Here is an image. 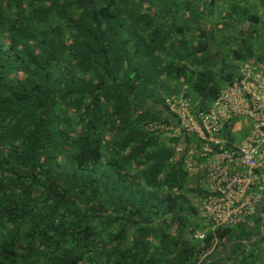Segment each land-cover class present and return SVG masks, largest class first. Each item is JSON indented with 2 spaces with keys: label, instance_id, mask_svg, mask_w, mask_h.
Instances as JSON below:
<instances>
[{
  "label": "trees",
  "instance_id": "obj_1",
  "mask_svg": "<svg viewBox=\"0 0 264 264\" xmlns=\"http://www.w3.org/2000/svg\"><path fill=\"white\" fill-rule=\"evenodd\" d=\"M262 8L0 0V264H264V208L211 229L176 138L150 128L166 99L202 109L264 63L248 44Z\"/></svg>",
  "mask_w": 264,
  "mask_h": 264
},
{
  "label": "built area",
  "instance_id": "obj_2",
  "mask_svg": "<svg viewBox=\"0 0 264 264\" xmlns=\"http://www.w3.org/2000/svg\"><path fill=\"white\" fill-rule=\"evenodd\" d=\"M169 123L150 125L173 136L182 167L198 180L199 215L211 229L232 228L264 208V63L244 61L202 109L181 96L165 101ZM205 230L193 237L203 240Z\"/></svg>",
  "mask_w": 264,
  "mask_h": 264
},
{
  "label": "rangeland",
  "instance_id": "obj_3",
  "mask_svg": "<svg viewBox=\"0 0 264 264\" xmlns=\"http://www.w3.org/2000/svg\"><path fill=\"white\" fill-rule=\"evenodd\" d=\"M263 15H261L262 23L264 24V8L261 9ZM248 44L252 50L257 51L259 55H264V30H260L257 34L248 36ZM232 46V43L226 46H223V52L225 55L224 62L226 64L225 70L228 71L234 65V61L229 55V50Z\"/></svg>",
  "mask_w": 264,
  "mask_h": 264
},
{
  "label": "water",
  "instance_id": "obj_4",
  "mask_svg": "<svg viewBox=\"0 0 264 264\" xmlns=\"http://www.w3.org/2000/svg\"><path fill=\"white\" fill-rule=\"evenodd\" d=\"M263 222V221H262ZM263 232V231H262Z\"/></svg>",
  "mask_w": 264,
  "mask_h": 264
}]
</instances>
